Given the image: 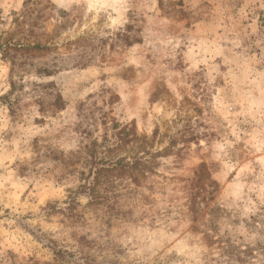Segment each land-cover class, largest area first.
<instances>
[{
  "label": "rangeland",
  "instance_id": "374dc122",
  "mask_svg": "<svg viewBox=\"0 0 264 264\" xmlns=\"http://www.w3.org/2000/svg\"><path fill=\"white\" fill-rule=\"evenodd\" d=\"M0 264H264V0H0Z\"/></svg>",
  "mask_w": 264,
  "mask_h": 264
}]
</instances>
